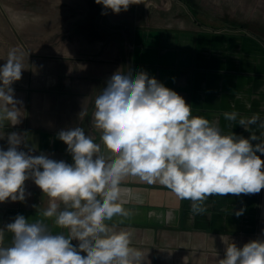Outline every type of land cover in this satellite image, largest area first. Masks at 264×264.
<instances>
[{"label":"crops","instance_id":"0c3cea01","mask_svg":"<svg viewBox=\"0 0 264 264\" xmlns=\"http://www.w3.org/2000/svg\"><path fill=\"white\" fill-rule=\"evenodd\" d=\"M135 2L119 14L102 6L94 20H82L71 34L67 32L69 50L50 57L29 52L35 77L44 82L30 108L24 101L17 106L20 123L4 122L0 148L7 150L8 136L15 132L23 137L18 150L72 164L58 133L79 126L101 146L98 155L110 160L113 154L103 145L93 112L95 98L117 71H146L181 95L193 116L215 123L222 134L245 138L254 134L258 140L253 145L264 140V44L246 35L243 28H216L201 21L180 0ZM22 58L27 59L25 52ZM82 109L87 115L80 120ZM225 112L238 113L237 121L255 118L256 122L245 130L225 120ZM257 155L264 160V155ZM120 187L126 201L123 207L130 215L114 216L106 223L114 231L132 233L130 246L147 253L146 264H219L226 246L242 247L250 240L264 239L260 228L263 189L259 194L209 196L200 204L203 210L194 213L192 201L177 198L158 182L148 184L127 176ZM24 188L23 202L0 203L3 246L12 244L14 234L6 226L18 215L29 222H43L53 235L68 236V229L57 226L55 217L43 216L49 206L47 195L32 179ZM57 203L58 211L65 208ZM241 209L243 214L237 216Z\"/></svg>","mask_w":264,"mask_h":264},{"label":"clouds","instance_id":"9594fccd","mask_svg":"<svg viewBox=\"0 0 264 264\" xmlns=\"http://www.w3.org/2000/svg\"><path fill=\"white\" fill-rule=\"evenodd\" d=\"M95 2L115 14L136 3ZM22 55L13 49L0 65V128L5 121L20 123V101L11 85L26 69ZM94 109L93 122L113 154L110 160L98 155L101 146L79 126L58 133L72 164L18 150L23 137L15 132L8 136L7 150L0 148V203L23 202L25 182L32 179L49 198L43 216L55 217V224L69 233L53 235L43 222L18 215L6 226L14 234L11 246H3L0 229V264H146L147 253L130 246L132 233L114 231L106 223L130 215L120 187L127 176L166 186L177 198L192 201L194 213L203 210L200 204L209 196L259 194L264 189V160L257 155H264V140L253 145L258 140L254 134H222L215 123L193 116L181 95L146 71L114 73L95 98ZM85 115L84 109L78 113L80 120ZM237 116L224 113L225 120L245 130L256 122L237 121ZM57 201L65 205L63 210L58 211ZM219 264H264V239L226 246Z\"/></svg>","mask_w":264,"mask_h":264},{"label":"rangeland","instance_id":"374dc122","mask_svg":"<svg viewBox=\"0 0 264 264\" xmlns=\"http://www.w3.org/2000/svg\"><path fill=\"white\" fill-rule=\"evenodd\" d=\"M180 1L201 21L216 28H243L246 35L264 44V0ZM102 6L95 0H0V65L13 49L18 55L25 52L27 56L26 60L22 58L26 63L25 74L22 72V78L11 85L19 104L24 101L30 108L39 85L44 82L35 77L33 63L28 60L33 55L29 52L50 57L69 50L67 32L71 34L82 20H94ZM262 196L260 228L264 238V189Z\"/></svg>","mask_w":264,"mask_h":264}]
</instances>
